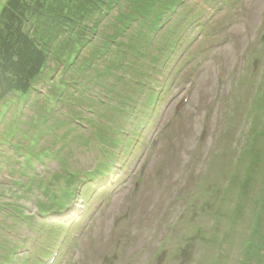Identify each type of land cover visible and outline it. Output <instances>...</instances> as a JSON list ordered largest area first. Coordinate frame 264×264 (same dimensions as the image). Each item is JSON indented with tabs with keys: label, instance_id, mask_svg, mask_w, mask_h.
I'll return each mask as SVG.
<instances>
[{
	"label": "rangeland",
	"instance_id": "374dc122",
	"mask_svg": "<svg viewBox=\"0 0 264 264\" xmlns=\"http://www.w3.org/2000/svg\"><path fill=\"white\" fill-rule=\"evenodd\" d=\"M146 2L134 0L155 18ZM235 3L156 0L162 27L143 31L131 14L136 33L100 46L89 90L64 88L56 66L41 96L9 98L0 264H41L58 248L50 264H264V0Z\"/></svg>",
	"mask_w": 264,
	"mask_h": 264
},
{
	"label": "trees",
	"instance_id": "16d2710c",
	"mask_svg": "<svg viewBox=\"0 0 264 264\" xmlns=\"http://www.w3.org/2000/svg\"><path fill=\"white\" fill-rule=\"evenodd\" d=\"M155 1L146 2L147 13L155 14V18H148L141 7H136L134 0H6L0 11V109L9 103L10 97L15 98L16 94L24 95L25 99H31L34 94L40 95L39 86L46 84L50 76H54L56 66H60V77L67 79L63 82L64 88L73 86L70 88L72 92L89 90L88 85L94 84L102 74H98L101 70L98 68L101 59L100 46L103 45L104 51L107 52L110 50L108 39L112 40L115 47L118 45L117 40L124 37L125 33H136V27H130L132 20L136 18L131 20V14L138 13L141 17L139 23L141 28H144L143 31L154 28L157 32L162 27L160 24L155 28L154 20L161 21L155 11ZM168 5L172 6L171 3H166V9ZM122 8L125 12L120 13ZM108 20L109 25L118 27L112 33L102 31ZM146 22L148 25L143 27ZM98 41L100 43L97 44ZM127 51H124L125 54ZM106 64L104 69L108 68ZM49 89H54V86ZM28 99L25 101H29ZM87 110L96 114L93 107H88ZM123 112L129 114L126 110ZM63 126L57 119L54 126L48 127L49 132L46 134L50 135L51 130ZM39 134L42 135L43 131L40 130ZM254 144L255 138H250L246 148L248 146L253 149ZM13 148L20 151L17 146ZM42 154L37 158L38 161L43 159ZM23 157L26 158L25 155ZM251 163L256 164L254 161ZM257 170L255 173L259 175ZM92 188L91 186L88 190L91 191ZM70 195L71 193L68 197ZM258 198L259 208L264 210V192L259 194ZM55 205L58 208L63 206L61 203ZM212 215L213 220L219 223L217 214L213 212ZM253 226H256L255 223ZM246 249L247 247L244 248L245 251ZM215 251L220 261L228 257L221 247H216ZM1 263L9 264L7 261Z\"/></svg>",
	"mask_w": 264,
	"mask_h": 264
}]
</instances>
